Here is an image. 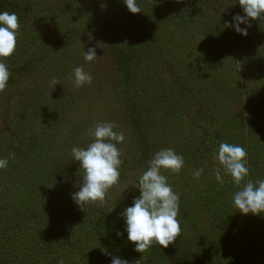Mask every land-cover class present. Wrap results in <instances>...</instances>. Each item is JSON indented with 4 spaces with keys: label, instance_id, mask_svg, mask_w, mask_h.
<instances>
[{
    "label": "trees",
    "instance_id": "1",
    "mask_svg": "<svg viewBox=\"0 0 264 264\" xmlns=\"http://www.w3.org/2000/svg\"><path fill=\"white\" fill-rule=\"evenodd\" d=\"M58 1L50 0L48 4L45 0H0V13H15L20 24L14 53L0 58L8 68L11 65L10 85L17 82L25 71L34 70V64L42 59L40 54L47 56L58 49L60 44L48 39V30L69 34L71 23L54 27V20L49 18L54 12L64 14V9L56 7ZM105 3L110 11L115 8V12L112 16L105 15L102 26L106 32L113 30V24L117 26L115 32L101 38L105 62L113 76L112 84L107 88L108 85L101 84V81L98 83L97 93L115 91L116 97L123 95L119 102L122 107L128 106L126 125L130 131H122L129 134L140 150L136 160L127 166L122 154L120 168L144 170L143 164L148 168L147 162L166 141L165 148H172L182 157L195 151L192 155L200 152V159L210 160L221 142L229 143L237 134H242L237 145L247 151L249 174L251 178L259 174L260 179H264V171L260 170L261 165L264 167V77H255V72L264 70V20L249 18L251 27L240 24L242 29H247L248 34L244 36L234 27H224L226 22L235 23L234 16L244 15L238 0H137L142 11L136 14L127 9L124 0H106ZM78 7L94 11L99 6L98 2L82 0ZM116 13L118 18L114 19ZM92 24L94 22L88 24V29ZM22 52L30 53L31 57L24 65L12 63ZM31 95L36 101L41 99L35 91ZM216 95L221 99L205 121L195 117L202 114L189 112L195 106L206 107ZM63 108L58 103L54 116L47 120L49 122L45 121L40 135H30L28 142L19 143V134L3 142V133L0 132V156L6 158L9 153L15 156L9 159L6 169H0V179L5 177L2 184L7 185L3 187L0 181V203L3 200L13 203L11 208L0 204V264H60L61 261L63 264H84L87 245L73 239L76 231L63 224L73 215L82 229L84 223L91 224L87 237L91 239L96 235L100 238V245L108 250L120 243L125 260L141 263L145 257L139 255L136 259L132 256L127 244L129 240L124 236L125 225L119 226L123 236L120 238L110 226L116 224V220L114 222L104 209L99 210L96 204H87L81 209L73 201L67 186L71 177L82 174L83 169L76 161L75 172L70 176V169L64 163L55 165L59 155L64 154V149L62 152L55 146L58 142L55 138L58 111ZM184 120L189 123H185V130L181 126ZM14 124L22 126L13 122V131L17 128ZM161 131L162 134L158 135ZM117 147L121 149L118 144ZM50 165L55 168L47 167ZM126 178L123 173L119 180ZM229 181L227 176L226 183ZM230 186L236 187L234 184ZM14 187L41 196L37 198L41 203H34L37 200L31 198L27 202L23 194L13 193ZM216 193L221 197L224 190ZM15 194L21 198H14ZM139 195L137 187L131 193V206ZM15 205L22 215L17 219L14 218L19 210L13 208ZM208 208L214 211L211 213L214 217L209 221L202 204L180 200L177 219L181 234L175 241L179 247V259L176 257L168 263L165 254L155 252L151 247L150 253H146L152 255L148 261L153 264H188L191 253L195 264H264V249L252 236L254 227L263 229L264 213L244 215L235 208L237 213L231 217V222L239 227L229 231L228 241L217 247L215 242L219 239L216 235L224 220L216 216L214 206L208 205ZM22 212H26L25 215ZM43 222H47L46 234L41 236L36 227ZM187 225L191 226L189 235ZM185 235L189 238L188 244ZM237 243L240 246L236 248ZM249 245L256 246L249 249ZM252 252L258 260L251 259Z\"/></svg>",
    "mask_w": 264,
    "mask_h": 264
},
{
    "label": "rangeland",
    "instance_id": "2",
    "mask_svg": "<svg viewBox=\"0 0 264 264\" xmlns=\"http://www.w3.org/2000/svg\"><path fill=\"white\" fill-rule=\"evenodd\" d=\"M45 1L48 4L50 3V0ZM90 1L98 2L99 7H97L94 11H89L90 9L86 11L78 7L82 0L58 1L56 7L64 9V14H58L57 12H54L53 15H49V18L54 20V27L64 26L63 23H71L72 28H69V34L67 35V33H63L60 30H48V35L50 34L48 36V39L50 38V41H54L60 44L58 45V49L52 51L47 56H43L40 54L42 59L37 64H34V70L25 71V73L21 74L17 82H15L14 84L10 85L9 83H7V87L4 92L0 93V132L3 133V142L9 141L10 137H12V135L15 136L16 134H19L18 141L21 140L19 143L28 142L29 137L32 134L40 135L42 127H45L46 125L45 121L49 122L47 120L51 119L54 116V109L57 107L58 103L60 106H64L63 109L58 111L59 118L56 122L58 125L55 129V138L58 139V142L55 146L59 147L62 152L64 149V154L59 155L58 159H56L57 163H55V165L62 166V164L64 163L63 165L70 169V176H73L75 172L74 166L76 165V161L72 159L71 156V149L73 147L86 148L87 145L92 142V138L89 136V129L94 128L96 123L111 122L117 126L114 128V131H130V129L127 128L126 125V113H128V106L122 107L123 104L121 105V103L119 102V98L121 99L123 95H120V97L117 95L116 97L115 91H103L104 93H97V86L99 85L98 83L100 81L101 84L108 85L105 86L106 88L109 87L110 84H112L110 80L113 74L110 73V69H108V66L106 65L105 55L103 54V50L105 49V47L103 46V41L101 40V38H106V36L109 35L110 32L116 31V24L112 25L113 30H109V32H106L105 26H102V23L104 21L103 18L105 17V15L112 16V14L115 12V8L110 11L107 3H105L106 0ZM102 4L106 5V7H101ZM42 13L45 15V12ZM87 13H90V15L88 16ZM116 18H118V13H116V15L114 16V19ZM90 22H94V24H92L91 29H88V24ZM51 33H53L54 35H51ZM71 33L73 34V36L70 35ZM112 36L113 33L110 37ZM35 45L33 47H35ZM89 48L95 49V54L98 58L97 60H94L92 62L84 60V52L87 53ZM30 53H32V51ZM30 53H19L12 63L18 64L19 66L24 65L25 61L29 57H31ZM10 66L8 70L10 69ZM78 66H83L84 71L91 74L92 83L90 85L85 84L81 87L74 86L73 79H70L69 77L72 74L74 68ZM53 77H55L60 82V84H56L55 86H53L51 84V79ZM262 77H264V75L260 76L257 79H261ZM244 79V75H242V81H244ZM262 83L264 84V80L262 81ZM114 89H116L115 86ZM32 91H35L37 95L41 96V99L36 101L35 98L31 95ZM220 99L221 97L216 95V97L208 102V105L206 107L205 105L201 107L195 106V108L189 112L192 114L194 112H196V114H202L203 116L198 115L195 117L205 121L206 118L209 117V114L212 111L214 105L217 104ZM201 109L203 110L198 112ZM20 111H22L23 114H20ZM13 122H17V125L20 124L23 127L16 126L14 124L17 127L15 128L14 132ZM185 123H187L185 120L181 123V126L184 130L186 128ZM212 128L213 126L210 128V130ZM20 129L23 132H21ZM18 132H21V134ZM162 132L163 131L158 133V135L162 134ZM124 135L126 138L125 141L118 145L123 150L127 166L128 163L130 164L132 161L136 160L137 156L140 155V150L139 146L136 145V143L131 139L128 133H124ZM241 136L242 134H237L233 140L228 142L230 144L235 143L234 145H237V140L241 141ZM249 139L250 136L247 137L246 141L248 142ZM166 144L167 141L160 147L164 149L166 147ZM193 152L195 151H191L189 155L183 157L185 164L179 175H175L169 170L163 169L162 174L167 177L168 184H170L173 188V191L179 195L180 200H193L194 204H202L203 208H206L205 212L207 221L211 220L214 217V214H211L214 211L212 210V208L209 209L208 205H211L212 207L214 206L216 216L219 215L224 220L223 227L216 235L219 241L215 242V244H217L218 247L219 245L228 241L227 233L229 231L233 232L232 229H236V227H239L231 222V217L233 218V216H235V214L237 213L232 202V197L235 191H237L238 189L237 187L230 186L232 185V183H226L227 176L224 177L225 183L223 185L219 184L213 174V158H211L210 160H202L200 159V157H198L200 152L192 155ZM0 158L2 157L0 156ZM134 164L135 163H133V165ZM55 165H50L47 167L51 169L55 168ZM126 166L119 169L122 176L123 173L125 174V176H127L126 180H119L116 185L110 188L106 194L105 204L98 207L99 210H105L110 218L113 217V221L114 219L116 220V224H110V226L114 230H116V234L117 232H119V226H126L125 219L121 215V213L127 207L131 206V193H133L134 189L137 188V181L139 179V176L147 170V164H143L144 170H137L134 168L128 170L126 169ZM246 166L248 167V164ZM200 168H203L204 171L200 178L197 180L194 178L193 173ZM260 170L264 171L263 165H261ZM64 172L66 171H63V173ZM4 178L5 177L0 179L1 184ZM247 179H251L253 180V182H255L257 179H260V175L255 174L251 178L249 174ZM82 182L83 173H79L77 177H71L70 183L67 188L72 194H74L75 192H78L80 190ZM10 185L11 184H9L8 187H10ZM2 186L6 187L7 185L2 184ZM17 187H14L13 193L19 192L20 194H23L22 196L27 200V202H29L28 199L31 198L37 200V202L34 203H41V201L37 199L41 196L38 197L37 195H32V193H26L25 188H23L21 192L19 190H16ZM220 190H224V193L221 195V197L216 193V191L219 192ZM14 198H21V196L15 194ZM0 204H3L8 208H11L13 205L12 202H7L6 200L1 201ZM13 208L19 210V212H16L17 215L14 219H17L18 215L22 216L21 214H19L21 210L17 209L16 205L13 206ZM22 213L25 215L26 212ZM78 215L80 216L81 214L78 213ZM46 223L47 222H43L42 225L38 223L36 227V231L41 236L46 234ZM63 224L66 225L65 227L69 228L71 231H76L74 233L75 237L73 239L79 240L80 244L84 246L87 245V250L85 253L86 257L83 260L84 264H111L112 259L115 257L125 260V251L120 246V243L114 246L112 248L113 250H108L104 246L100 245V238L95 237L96 235L92 236L93 238L91 239L87 237L90 236L87 235V231L88 229H92L91 224L84 223L85 226L84 229H82L81 225H79L78 223L77 217H74V215L72 216V219L68 218L67 221H64ZM203 225L206 226V222H204ZM190 227L191 226L189 225L186 226V233L188 235L190 234ZM263 229L260 227L256 229L254 227L252 236L254 237V240L260 242L261 247L264 249ZM121 236L119 237L121 238ZM124 236L126 239H128L127 232L124 234ZM84 237H87V239ZM237 239H239V236ZM185 240L186 244H188L189 238L187 237V235H185ZM222 240L224 242H222ZM229 243L225 246L227 247ZM127 244L130 245L132 256H136V259L139 255L145 257V260L142 259L141 263L139 264H153L148 261V257H152V255L146 254L150 253V249L142 254L135 251V244L133 242L129 241V243ZM239 246L240 244L237 243L236 248ZM255 246L256 245H249L248 248L251 249ZM153 247L155 252L157 251L165 254L163 256L166 257L168 263L173 262L174 259L179 255V247L178 245H176L175 241L167 248H163V246L159 245ZM223 250L226 251L225 249ZM254 252L250 254L251 259L258 260V256L255 255ZM82 254L84 255V251H82ZM80 256L81 254H79V257ZM192 256L193 255L189 253L188 264H195ZM129 264L133 263L130 262Z\"/></svg>",
    "mask_w": 264,
    "mask_h": 264
},
{
    "label": "clouds",
    "instance_id": "3",
    "mask_svg": "<svg viewBox=\"0 0 264 264\" xmlns=\"http://www.w3.org/2000/svg\"><path fill=\"white\" fill-rule=\"evenodd\" d=\"M124 3L133 14L142 11L137 0H124ZM238 3L244 15L234 16L235 23L226 22L224 27H234L237 33L247 36V29H242L240 24L251 27L249 18L264 20V0H238ZM101 7L106 5L102 4ZM19 29V19L15 13H0V58L10 57L14 53ZM97 59L94 48L84 52L85 61L92 62ZM10 75L8 66L0 59V93L6 89ZM69 78L73 79L76 87L92 83L91 74L85 72L83 66L75 67ZM51 84L55 86L60 82L53 77ZM115 127L117 126L111 122H98L94 128L89 129L92 142L86 148L71 149L72 159L78 161L83 169L80 190L72 194L73 201L81 209L87 204L103 206L108 190L119 181L123 150L117 144L123 143L126 138L123 132L114 131ZM14 158V153L0 158V169H6L9 159ZM213 160L216 181L223 185L224 177L228 176L229 182L238 189L232 197L234 207L244 215L264 213V179H257L255 182L246 179L249 175L246 166L247 151L242 146L221 142ZM147 163V170L138 179L139 197L134 198L133 205L121 213L126 222L128 240L135 244V251L142 254L157 245L167 248L181 234L177 219L180 197L168 184L162 169L179 175L185 161L172 148H164L157 151ZM203 171V168L194 171V178L198 180ZM121 235L122 233L117 232V236ZM112 264H129V261L115 257Z\"/></svg>",
    "mask_w": 264,
    "mask_h": 264
},
{
    "label": "water",
    "instance_id": "4",
    "mask_svg": "<svg viewBox=\"0 0 264 264\" xmlns=\"http://www.w3.org/2000/svg\"><path fill=\"white\" fill-rule=\"evenodd\" d=\"M262 75H264V70L263 71H257L255 74L256 78H259Z\"/></svg>",
    "mask_w": 264,
    "mask_h": 264
}]
</instances>
